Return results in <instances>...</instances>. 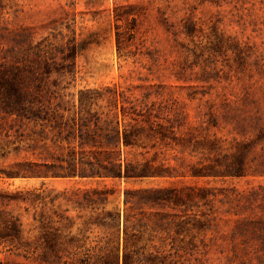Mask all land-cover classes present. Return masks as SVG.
Masks as SVG:
<instances>
[{"label": "rangeland", "instance_id": "obj_1", "mask_svg": "<svg viewBox=\"0 0 264 264\" xmlns=\"http://www.w3.org/2000/svg\"><path fill=\"white\" fill-rule=\"evenodd\" d=\"M119 123L140 136L125 161L173 176H69ZM239 155L246 175H192ZM146 188L181 199L126 204ZM54 228L70 264L126 243L140 264H264V0H0V264H46Z\"/></svg>", "mask_w": 264, "mask_h": 264}, {"label": "trees", "instance_id": "obj_2", "mask_svg": "<svg viewBox=\"0 0 264 264\" xmlns=\"http://www.w3.org/2000/svg\"><path fill=\"white\" fill-rule=\"evenodd\" d=\"M118 16V15H117ZM118 17L117 19H119ZM121 34L118 33V44L119 49L121 44ZM125 115V111H123ZM135 119V118H133ZM148 122V120H146ZM151 124V123H150ZM151 126V136L155 138H159V140L165 144V146L170 147L172 149H175V147H181L185 146L184 141L186 140V137L177 136L173 129L170 128H163L158 125V127ZM173 127V126H172ZM180 131L182 134L183 132V126H179ZM141 129L144 128V126L140 127ZM138 127L135 128V125H131V127L125 125L124 128H120V123L116 127L115 131V140L113 144L112 150H98L96 152V161L94 164H92L90 167L93 168H83L86 170H79L76 169L75 161H70V163H73L74 166L70 168V172H67L69 176H75L79 175L81 177H87V178H95V177H101V178H143L148 177L149 174L153 175H162V176H173L172 172L169 170H159V167L155 166H148V161L145 163V165L141 164H134L132 161H125V159L122 157V145H124L126 148L128 147H135L139 143L140 136H138ZM187 132V131H186ZM95 139L96 137L93 136ZM105 137V135H104ZM219 139L214 138L211 143L212 147L210 148L211 151L216 150L217 142ZM98 141V140H94ZM100 141V140H99ZM97 143V142H95ZM96 145V144H95ZM98 145V144H97ZM115 153V155H114ZM102 156V157H101ZM103 158L107 159V164L103 163ZM237 164L233 166V172H228V170H221L218 166L214 164H208L204 165L202 167H194L192 171V175L194 176H208L211 175V173H229V175L234 176H242L246 175V165H245V158L243 156L237 157ZM74 167V168H73ZM74 169V170H72ZM225 169V168H224ZM227 171V172H226ZM246 172V173H245ZM57 175V174H56ZM219 175V174H215ZM223 175V174H221ZM135 192L138 194V197L144 196L145 203H165L170 201H179L181 199L180 197V190L177 188H146V189H138L135 191L126 190V197L125 202L130 203L131 201V193ZM108 194V189L106 188H94L92 191L86 192V198L92 201L95 197L98 198H104L106 199ZM149 195V196H148ZM149 199V200H148ZM149 201V202H148ZM114 217H111L110 220L112 221ZM16 221H19V219H16ZM109 224L107 220H104ZM18 224V223H15ZM20 225V223H19ZM46 227V226H44ZM16 228V226H15ZM51 237L48 240L47 238L44 239L43 243L50 244L48 246V249L40 253V257L42 262H45L46 264H70L68 261L69 259H72L78 252H73L64 247V241L61 237V233L59 232V228L52 229ZM20 237V236H19ZM72 243V242H71ZM29 253H34L37 251V248L33 247H27L25 249ZM138 254V251L136 250H130L127 243L124 247L123 253H121L120 248L117 249V251H102L101 253L97 254L93 260L94 255L88 254L85 259H79L81 264H140L141 259L136 257ZM72 264H74V260L71 261ZM159 264H165V262L161 261Z\"/></svg>", "mask_w": 264, "mask_h": 264}]
</instances>
